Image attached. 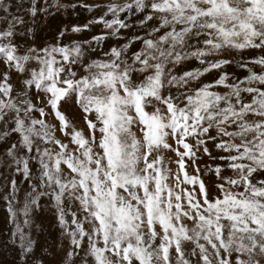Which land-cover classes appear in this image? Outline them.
<instances>
[{"label":"snow or ice","instance_id":"6c2138e0","mask_svg":"<svg viewBox=\"0 0 264 264\" xmlns=\"http://www.w3.org/2000/svg\"><path fill=\"white\" fill-rule=\"evenodd\" d=\"M0 264H264V0H0Z\"/></svg>","mask_w":264,"mask_h":264}]
</instances>
